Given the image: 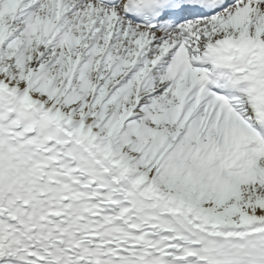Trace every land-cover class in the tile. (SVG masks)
Here are the masks:
<instances>
[{
    "label": "snow or ice",
    "instance_id": "obj_1",
    "mask_svg": "<svg viewBox=\"0 0 264 264\" xmlns=\"http://www.w3.org/2000/svg\"><path fill=\"white\" fill-rule=\"evenodd\" d=\"M0 264H264V0H0Z\"/></svg>",
    "mask_w": 264,
    "mask_h": 264
}]
</instances>
